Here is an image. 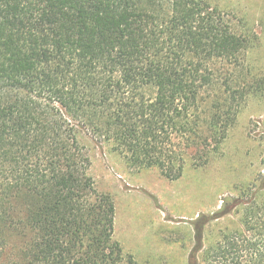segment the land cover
I'll list each match as a JSON object with an SVG mask.
<instances>
[{
  "label": "trees",
  "instance_id": "1",
  "mask_svg": "<svg viewBox=\"0 0 264 264\" xmlns=\"http://www.w3.org/2000/svg\"><path fill=\"white\" fill-rule=\"evenodd\" d=\"M252 43L208 0H0V264H135L81 134L169 179L204 166L264 94ZM232 211L203 261L264 264V174Z\"/></svg>",
  "mask_w": 264,
  "mask_h": 264
},
{
  "label": "rangeland",
  "instance_id": "2",
  "mask_svg": "<svg viewBox=\"0 0 264 264\" xmlns=\"http://www.w3.org/2000/svg\"><path fill=\"white\" fill-rule=\"evenodd\" d=\"M208 1L228 15L239 33L253 38L247 62L264 74V0ZM80 139L98 190L115 202L114 238L135 264H189L199 244L198 264H206L203 251L220 231L240 227L242 211L223 215L222 210L264 174V94L249 97L218 154L200 167L189 159L177 179L157 167L129 166L113 142L87 132ZM17 243L13 238V252Z\"/></svg>",
  "mask_w": 264,
  "mask_h": 264
}]
</instances>
